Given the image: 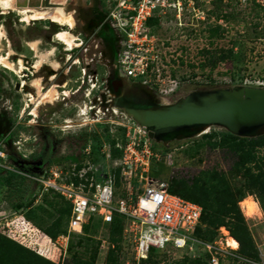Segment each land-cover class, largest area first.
<instances>
[{"label": "rangeland", "instance_id": "rangeland-1", "mask_svg": "<svg viewBox=\"0 0 264 264\" xmlns=\"http://www.w3.org/2000/svg\"><path fill=\"white\" fill-rule=\"evenodd\" d=\"M24 7L39 12L22 14ZM201 8L203 20L189 15L181 24L172 20L158 28V56L177 81L176 89L162 96L152 81L143 84L119 75L117 39L106 19V0H100L94 19L88 4L78 8L68 3L63 11L51 12L19 0L0 5L2 262L9 256L10 264H73L76 252L88 250L84 259L89 264H107L111 252L123 264L117 230L112 234L107 225L93 222L81 234L70 232L66 202L51 192L42 194L21 175L67 162L79 156L86 144L98 150L100 144L120 137L118 132L111 134L110 125L97 121L94 109H88L97 104L96 97H105L113 82L123 83L113 92V104L121 107L171 106L199 93L264 92V3L216 0ZM53 18L70 20L71 28ZM37 19L44 20L29 21ZM59 32L66 33L70 47L56 35L54 39ZM90 84H95L92 90ZM82 109L86 114L80 113ZM223 132L229 131L219 124L155 131L153 145L161 158L151 163L149 175L198 203L210 196L230 204L242 195L237 207L255 257L247 259L239 248L226 246V239L232 237L226 226L219 227L212 239H204L207 227L201 224L191 248L157 256L149 264H191L186 260L194 259L209 264H264V197L261 205L259 185L250 189L235 169L237 152L220 142L218 134ZM262 133L264 123L250 125L238 136Z\"/></svg>", "mask_w": 264, "mask_h": 264}, {"label": "built area", "instance_id": "built-area-1", "mask_svg": "<svg viewBox=\"0 0 264 264\" xmlns=\"http://www.w3.org/2000/svg\"><path fill=\"white\" fill-rule=\"evenodd\" d=\"M215 1L106 0V19L117 39L115 65L119 75L132 82L152 81L162 96L172 93L177 81L165 71L167 65L158 56V28L172 20L181 24L189 15L203 20L201 5L211 6ZM229 1L220 0L224 4ZM94 87L90 84V90ZM110 91H105V97H96L97 104L88 109H94L99 123L110 125L112 135L120 133L119 138L100 144L98 150L86 144L79 156L67 162H54L21 175L42 194L51 192L68 204L70 232L81 234L89 223L108 226L115 217L120 218L123 264H139L150 254L186 251L195 242L192 236L201 224L202 207L169 192L165 182L151 178L150 165L160 161L161 155L148 135L149 130L123 107L113 104L112 85ZM80 113L86 114V109ZM3 157L0 151V158Z\"/></svg>", "mask_w": 264, "mask_h": 264}, {"label": "trees", "instance_id": "trees-1", "mask_svg": "<svg viewBox=\"0 0 264 264\" xmlns=\"http://www.w3.org/2000/svg\"><path fill=\"white\" fill-rule=\"evenodd\" d=\"M220 2V0H218ZM220 142L228 143L231 147L235 148L237 152L235 169H237L244 177L245 181L250 185V189H253L255 185H259L261 192L259 193V202L262 205L264 197V133L256 135L254 137L248 136H238L231 134L229 132H223L218 134ZM211 138L212 135L204 136ZM113 156L116 155L115 152L112 153ZM223 179H220L222 181ZM169 192L177 194L170 186L168 188ZM53 194V193H51ZM56 195V194H53ZM179 195V194H177ZM181 196V195H179ZM183 197V196H181ZM185 198V197H183ZM243 198L242 195L236 196L232 199V203L219 202L217 197H207L201 200L200 203L189 199L190 201L198 203L202 207L201 224L206 225V232L204 239H212L218 233L217 229L221 226H226L232 238L237 240L238 248L240 249V254L242 257L252 260L255 257V250L249 240L248 232L243 224V220L239 213L237 203ZM67 206V218H69L70 208ZM68 222V221H67ZM200 224V226H201ZM85 225L84 227H86ZM198 226L194 233L199 231ZM110 232L113 234L114 230H117L120 240V233L122 229V220L115 217L113 222L108 225ZM84 229V228H83ZM9 239V238H8ZM86 253V254H85ZM85 253L78 255L76 252L74 257L71 258L73 264H89L85 260V255L89 253L85 250ZM41 254V253H40ZM43 255V254H41ZM5 259H1V264H10V257L4 256ZM157 258L156 255L150 254L147 259L142 260L139 264H149L150 259ZM191 264H209V262L202 261L200 259L186 260ZM185 263V262H183ZM181 263V264H183ZM107 264H121L117 261L116 255L112 252L109 253V258Z\"/></svg>", "mask_w": 264, "mask_h": 264}, {"label": "water", "instance_id": "water-1", "mask_svg": "<svg viewBox=\"0 0 264 264\" xmlns=\"http://www.w3.org/2000/svg\"><path fill=\"white\" fill-rule=\"evenodd\" d=\"M43 6L53 4L43 0ZM112 86L117 91L122 82L115 81ZM123 109L149 130L151 139L159 129L209 124L223 125L238 135L250 125L264 123V92L199 93L171 106H124Z\"/></svg>", "mask_w": 264, "mask_h": 264}, {"label": "crops", "instance_id": "crops-1", "mask_svg": "<svg viewBox=\"0 0 264 264\" xmlns=\"http://www.w3.org/2000/svg\"><path fill=\"white\" fill-rule=\"evenodd\" d=\"M49 1H50L51 4H53V6L45 7V6L42 5L40 7L37 1H36V4H34V5H36V7H39V9H41V11H50L51 12V11H58V10L63 11V7H65L68 3L74 5V6L78 7V8L84 7V5L88 4L91 7V11L89 13L90 14V18L92 17L94 19V18H96V16L99 15V10L98 9H99L100 0H49ZM32 10L36 11V12H39V11L34 10V9H32ZM28 15H30V14H28ZM45 19H48V18H45ZM41 20H44V19L29 20V21H41ZM48 20H50V19H48ZM92 21H95V20H92ZM56 34L57 33L53 34L54 39H56L55 38ZM34 42L35 41H30V43H32V44ZM36 42H39V41H36ZM26 44L29 45V43H26ZM29 47H30V49H32L31 46H29Z\"/></svg>", "mask_w": 264, "mask_h": 264}, {"label": "bare ground", "instance_id": "bare-ground-1", "mask_svg": "<svg viewBox=\"0 0 264 264\" xmlns=\"http://www.w3.org/2000/svg\"><path fill=\"white\" fill-rule=\"evenodd\" d=\"M10 1L11 0H0V5H3V6L4 5H8L9 6ZM19 1L22 2L23 5H24V3L25 4H28V5L29 4H36V1L38 2V4H39L40 7L43 5V2H42L43 0H19ZM25 8H27V7H24L23 9H25ZM20 12L22 14H26L28 12H32V10L28 7L27 9L21 10ZM54 17H56V16H54ZM52 20L55 21V22H57V23H59V24L67 25V26H69L71 28V25H70L71 24V21L68 20V19L63 20V22H61V20L59 18H53ZM56 38L58 40H60L61 42L66 43L69 47L72 45L71 44V40L68 39L66 33H64V32L63 33L62 32L57 33L56 34ZM129 115L132 116L130 113H129ZM226 246L229 247L230 249H233L234 250V249H237L238 248V243L236 242V240L234 238L228 237L226 239Z\"/></svg>", "mask_w": 264, "mask_h": 264}, {"label": "flooded vegetation", "instance_id": "flooded-vegetation-1", "mask_svg": "<svg viewBox=\"0 0 264 264\" xmlns=\"http://www.w3.org/2000/svg\"><path fill=\"white\" fill-rule=\"evenodd\" d=\"M70 18H71V20L73 21V18H72V16H70ZM73 26H74V21H73ZM122 86H123V83H122ZM124 97H126V98H128V99H130V96L128 97L127 95H123ZM0 264H1V261H0ZM5 264H6V262H5Z\"/></svg>", "mask_w": 264, "mask_h": 264}]
</instances>
